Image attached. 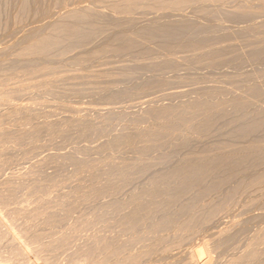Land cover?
<instances>
[{"label": "rangeland", "instance_id": "obj_1", "mask_svg": "<svg viewBox=\"0 0 264 264\" xmlns=\"http://www.w3.org/2000/svg\"><path fill=\"white\" fill-rule=\"evenodd\" d=\"M75 1L77 2V0H37V1L36 0H25V1L24 0H0V51H1L0 52V55H1V57H0V67H1V69H0V89L2 90V91L0 90V100H1L0 101L1 102V104H0V113H1L0 116H2V117H0L1 118L0 119V131H1L0 132V154H1L0 155V188L2 186L4 187L3 184L8 183V185H6V187L8 189H10V188H12V190L14 189L12 192L13 196H11L12 200L10 198L8 200L9 202L5 203L8 206L3 203L5 205V208H1V210L2 209L6 210L7 208L9 210L11 207H12L11 209L13 211L16 209H18V210L24 209L23 213L25 210L26 211L31 210L30 212L27 211L26 213H24V215L26 214L25 216L27 218V219L25 218V220H24V218H23L24 216L22 214L20 215V217H17V215H18V214H16L17 210H16V213H14L16 215V218H18V219L20 218V220L21 219L24 220L23 221L24 223L20 222V223H22L21 226H20L19 222H17L16 226H18V224H19L18 227H20L21 231L24 228H26L25 232H26V236H28V237L31 234H33V235L34 234H40L43 231V233L45 232L44 233L45 236L43 237L44 239L42 238V241L45 242L48 239L51 240V239H55L56 237H57L56 239H59L61 232H62L61 234L62 235L64 234L66 237H68L70 235V233H72L69 236L70 240L68 241V244H67V246L70 245L71 249L68 247L66 248V250L68 252L70 250L71 251L74 250L73 248H76L80 245L85 244L86 242L83 239H87V241H88L90 236L92 237V234L95 235L98 232V227H99L98 223H95V221L91 220L94 222V223L92 222L94 227L97 228V229H95L94 227L92 228V223L87 224V222L85 223L84 221L86 219H87L86 221H90V219H93L92 216L93 215L95 216V212H96L97 208L99 207V205L104 203L105 197L101 198V200H100V198H97V200L99 199L102 202L100 204L99 200L97 202V200L94 199V198H96V196L94 197L92 195V193H90V192H91V188L93 189L95 187V184L97 185L98 182H101L102 180L105 179L106 175H103L104 174L103 171H104L105 167H106V169H108L109 163L111 164V162L114 160L115 157L116 158L114 161H116V160L119 161V159H120V161L121 160L122 161L123 160L129 161V160H133L134 158L136 159V157L139 158L142 155H144L142 152H140L141 149L139 151V148H142L141 146L143 145V143L144 142L146 143V141H148L147 136H144V135L140 136L141 139L137 138V140L134 141V142H136V141L139 142V143H137V142L135 143V146L137 148L134 146V142L131 146H128L127 144L121 145V146H113L112 145L114 150L111 148V145H110L111 140L110 139H112V135L114 136V134H112V133L115 132V134H116V133L121 131L120 129L122 127L127 126V124L129 123V117L128 116H130V114L135 115L136 112L138 113L139 111H142V112L144 111L143 112V114H144L146 112V107L147 108L148 107L149 108L150 107H158V106H163L164 103H165L164 105H166L167 103L172 104V102H173V105L174 104L175 105H181L182 102L185 104V102L187 103L188 101H191V100H199V99H201V97L202 98L204 97V99L206 98L205 101H207V103L212 105V107H214V109L217 108V110H219V112H217V113L220 116L219 119H221V120L218 119L219 122L217 121L215 123V126L211 130L208 131V134H207V132H205L202 135H200V137L190 134V133H192L191 131L194 129L195 125H197V124L194 125V122L195 123L197 122L198 124H200L199 122H201L202 119H204V118L208 119V118L213 117V115H214L213 112L216 109L212 112L213 115L210 112L202 113L204 116L201 114L192 123V126L194 125V127H193V129H192V127L190 128V129H192L191 131L190 130L188 132L182 131V133L180 134L181 136L179 135L180 137H177L180 140L186 134H188L189 136L191 135V138H190L191 141H189L190 145L188 144L187 145L188 147L187 146L182 147V149L179 150L180 152L178 151V149L177 150L175 149V152H174L173 151L174 148L173 147L170 148L169 144L173 145V143L175 141L174 140L170 141L168 138L169 136L168 137L166 136L168 141L166 139H165V141L163 140L165 143L163 141H161L162 142V145H161L162 149H161V147H159L160 149L157 148L158 150L157 149L152 150L151 152H148L147 155H144V156H146V159L149 157L148 160L150 158H153L154 160H156L158 162L155 164L156 166H154L155 169L157 167V172H156V170H154V167H151L149 170H151V169H153V170L152 171L148 170L150 173L147 172V174L145 173L141 176L137 175L138 177L136 176L135 178L140 179V177H142L141 181L139 179H134L135 181H132V184H133V182H135V184H133L134 187L130 183V186L129 185L128 186L131 188V190H129L128 186H127L128 188L126 187L127 189L124 188V190H123L124 192L122 191V193L121 192L118 193V194H120V196H118V194H117V197H120L119 199H122L123 197L127 198L128 195L134 194V193H136V191L138 192V191L142 190L143 186H144V188L147 187L151 183L150 180L147 179L149 177V175L153 171H154L152 173L153 176L155 173L157 174L159 172H165V170H167L169 167L173 166L172 162H173V164L176 163V165H179L185 157H187L189 155L190 156L196 155L197 153H200L201 151L208 149V148L209 149L211 148V150H212V152L210 151L211 153H213L214 151L216 152L217 151L216 146H218V145L226 144V145H230L231 147L232 146L236 147V145L241 144V142H242V144L247 143L248 139H243V138L239 137L236 133H234L231 125H229L230 119H233L234 117L242 116V115L237 114V113L241 112L242 110H245V113H244V111L242 113H240L243 115L250 116V115H253V112L258 113L259 115L262 114L261 118H262V121L264 122V113H262V112H264V77H263L264 76V64H263L264 62H262L263 65L259 61L255 62V60H257L255 58V54L264 48V44H263L264 43V30L258 31L254 28H250L248 30L242 29L243 30L242 32H240V30H239L240 27H244V25H248L250 21L253 22L256 19L258 21L259 20L264 21V12H263L264 11V4H263L264 0H201V2L199 0L198 1L196 0V2H193L194 5L193 4H192V6L190 5L191 8L188 5L190 10L192 9L191 11H189L188 8H185L188 6H184V8L186 9V11H185V9L183 7L174 8L171 6H162V5L157 6L154 4H150L151 6L150 5L148 6L146 4L144 5V3H142L141 5H143V6H140V8L138 7L134 11L116 12L118 15L115 14V11L114 10L112 11V9H111L113 6L111 5L112 3L110 4L109 2H112V0L111 1L109 0V2H106V3H105V1H107V0H105V1L104 0H92V1L89 0L91 3L88 0H78V2L81 3V4L78 3L80 5V7H81V5L82 6L85 5L84 8H86L87 10L92 9L91 12H92V14L95 15V16L89 17L90 19H91V17H93L90 20L92 24H94L96 22L94 24L95 29L90 35L91 37L92 36L93 37L92 38L89 37L90 39L88 38L87 40H85L86 41L85 43H81L84 41H80L77 37H74V36L68 37L67 35H63L64 33L59 32L61 30H59L58 28H56L55 30L52 28V25L55 22H57V23L65 22V23L72 24V23H76L78 20H80L79 18L77 20L76 16L71 13V11L75 9L73 7H75L77 4ZM94 1H97V2L94 3ZM118 1L122 2L121 0H118ZM238 1H239V3H238ZM82 2L85 4H83ZM98 2H101V3H99V5H98ZM36 3H37V5H36ZM78 4L76 6V9H80V7H78L79 6ZM107 4H110V6H108ZM239 4L241 5L240 7H242V5L244 6L245 4H248L246 6L250 5V7L253 10L257 11L258 16L262 17L263 19L262 18L258 19L257 17L252 18V19L251 18H248V19L243 18L244 19V21H243L242 17H240V13H239L240 12ZM86 5H87V7H86ZM88 7H91V8H88ZM93 7H97L96 8L97 11ZM98 7H100V8H98ZM208 7H210V8H208ZM108 9H111V10L109 11ZM57 10H58V12H57ZM46 12L47 13L50 12L48 14V16H46ZM185 12H187L189 14H194L195 17L197 15V18H198V16H200V18H202V19L199 20V22H202V23L208 24V21H210V20H212L211 23L217 22L218 24L213 23L216 25H222V23H223L224 26L223 25L221 26L222 29H224L226 24L228 25V23H229V25L231 26L230 27L228 25L230 27V29H232V26H235L236 29H237V27H239L237 30L241 34L238 31H236V29L234 28V29H232L231 33L227 34L228 32H226V34L228 36L230 34H232L231 36L228 37V36H225L226 35L225 30L221 29L220 31H218V33H217V31L214 34L211 33L212 39L208 40L209 42L205 41L202 44L197 45V46H191V45L183 46L184 44L181 45L177 40H174V39H171V40L167 39L164 35L153 36L154 38L153 37L145 38L142 36L138 37L140 35L138 33V31L140 29H142L143 26L150 25V26L154 27L156 24L159 25V24L166 23V22L168 23L169 21L173 22L174 20L178 21L177 20L178 18L175 15L180 14V16H178V17H181L182 15H183V17H185V16H187L185 14ZM51 13H53V14L51 15ZM160 13H162V14L160 15ZM71 14H72V16H70ZM98 14L100 15V17ZM101 14H103V15L101 16ZM110 14H112L113 16H111ZM233 14H235V16ZM194 15L193 16L189 15V19H192L194 17ZM227 15H229V16L227 17ZM41 16L42 17L44 16V18H42ZM45 16H46V20H45ZM62 16L64 17L63 20L61 19V18H63ZM73 16H75V19L77 21L72 18ZM169 16H171V17L175 16L176 19H174V18L169 19L168 18ZM40 17L42 18L43 21L41 20ZM95 17H98L99 19L95 18ZM183 17H182V19L188 18V17H185V18H183ZM166 18L169 21H166L165 20ZM200 18H198V19H200ZM206 18H208L207 19L208 21L204 20ZM193 19L196 20V18H193ZM239 19H240V21H239ZM117 20H118V22H117ZM237 20L239 21V23L241 21L242 22L240 24H238ZM45 21H47L48 23L46 22L47 23L46 24ZM49 21L52 22L53 24L51 25ZM147 21H148V23H147ZM235 22L238 25H233ZM244 22L246 24H244ZM43 23L45 26L43 25ZM77 23L78 24L80 23L81 25H83L82 27H88L89 26V24L88 23L85 24V22L82 23V22L78 21ZM211 23H209V24H211ZM37 24L42 25V28L37 29V30L35 29L33 31L34 33H32V30L34 28H36V26H37V28H40V25L38 26ZM124 25H125V27H124ZM129 25H131V26H129ZM158 25H156V26H158ZM50 26H51V28H50ZM228 26H226L225 29L229 28ZM53 27H54V25H53ZM56 27H57V25H56ZM230 29H227V31H229ZM23 31H25V32H23ZM35 31H37V33ZM46 31H48V32H46ZM235 31L237 32V35L233 34ZM244 31H249V32L251 31V32L250 33L246 32V34H242ZM18 32H20V33L18 34ZM121 32H125V33L130 32L129 34H133L134 37L136 35V39L138 41H140V42H138V44L135 47H133V52L130 49L126 50L127 53L122 52L121 54L118 52L112 51V50H108L109 53L106 51L107 54H106V52L101 51V48L108 45V43L114 42L113 39L116 37V35L120 34ZM135 33H138L139 35L135 34ZM53 34H54V36H53ZM216 34L219 35V36H217V38L215 37ZM47 35H49V37L52 36V39L58 38L59 42H61L62 44H57V43H59V42H57L56 43L57 45L54 44L53 46L49 47L48 49L40 50L42 52H39L38 51L39 49H37V51L35 50V52L34 51L32 52V50L29 49L30 48L29 46L34 44V42L36 41V38L45 37ZM107 35H108V37H107ZM160 36H161V40H160ZM220 36H222L223 38H221ZM53 37H55V38H53ZM64 37H66L67 39ZM232 37H233V39H232ZM75 38H77V39H75ZM162 38L164 40H162ZM218 39H219V41H218ZM223 39H225V40H223ZM214 40L216 42H214ZM68 41H70V42H68ZM163 41H165V42L163 43ZM169 42H170V44H169ZM205 43H206V45H205ZM71 44H73V45H71ZM11 45H13V46H11ZM168 45L171 46V47H169L171 49H168ZM172 45H174V46H172ZM6 46L8 48H6ZM175 46H177V47H175ZM221 47H223V48H221ZM14 48H16V49H14ZM207 50H209V51H207ZM170 51H172V52H170ZM170 53H171V55H170ZM237 53H239V55ZM20 54H21V56H20ZM73 54L75 55V57ZM218 54L221 57H218L219 59L217 57H215V61L212 62L214 59V56H217ZM12 55H14V56H12ZM64 55H65V57H64ZM195 55H197V56H195ZM206 55H209L210 57L212 56L213 58L212 57L210 58L209 56H206ZM92 56H94V57H92ZM202 56H204V57H202ZM208 57H209L210 61L208 60ZM235 57L240 58V59L236 60ZM251 57H253V58H251ZM45 58H47V60ZM75 58H77V60ZM83 58H85V59H83ZM216 58H217V61H216ZM254 58H255V60H254ZM10 59H12L13 61H11ZM60 59H62V60H60ZM177 59H178V61H177ZM229 59H234V60L229 61ZM6 60H8V61H6ZM44 60H45V62H43ZM78 60H80V62ZM206 60L208 62H206ZM215 62H218L219 64H216ZM222 62H223V65H222ZM205 63H207V64H205ZM210 64H213V65H210ZM32 65H33V68H31ZM40 65H42L43 67L42 66L40 67ZM23 66L28 67V69L26 67H23ZM175 67H177V68H175ZM26 70L28 71V73ZM238 71L239 72L241 71V73H238ZM12 72H13V74H12ZM258 72H259V74H258ZM44 73H46V74H44ZM123 75H125V76H123ZM136 75H138V76H136ZM136 77L137 78L139 77V78L136 79ZM238 80H239V82H238ZM234 84H235V86H234ZM253 85L258 86L261 88V90H263V96L262 95L260 96L258 94V95H254V97H251V99L249 98L248 92H250V89H251L250 86L252 87ZM77 87H79V88L77 89ZM116 87H117V89H116ZM141 88H143V89H141ZM100 89H101V91H100ZM246 89H249V90L247 91ZM79 90H81V91H79ZM120 90H121V93L119 95ZM197 91L199 92V94ZM233 91H235V92L237 91L238 94H236ZM10 92L13 95H11ZM68 93H69V95H68ZM121 94H125V95H121ZM214 94H216V95H214ZM141 95H142V97H141ZM175 95H177L178 98ZM211 95H212V97L214 96L215 98L214 97L211 98ZM233 95H234V97H237L239 95L238 97H240L241 100H246L248 102L247 104L249 107L246 104L244 109L233 110L234 113L237 112L235 115H233L234 113L232 111L229 113H225V114L223 113L222 114L221 113V111L223 110L222 108L227 106V105L232 104L229 101L230 99H232V100L238 99V101H240L239 98H237V99L233 98ZM95 96H96V98H95ZM137 96H138V98H137ZM172 96L175 98H173ZM244 96H246L245 97L246 99L244 98ZM110 97L112 99H110ZM167 97H169L170 99ZM165 98H167L166 99L167 101H165ZM98 99H99V101H97ZM225 99H227L228 102ZM173 100L175 102L177 101V104ZM133 101L134 102L136 101V102L134 103ZM224 101H225V103H224ZM232 102L234 103V100ZM228 103H230V104H228ZM219 104L220 105L222 104L221 105L222 108L219 106L221 109L216 107ZM262 104H263V106L261 107ZM31 105L32 106L34 105V106L32 107ZM143 105L145 108L143 107ZM22 106H23V108H22ZM75 106H77V107H75ZM83 107H85V108H83ZM141 107H143V108H141ZM38 108L42 111H40ZM95 108H96V110H95ZM124 108H126V110ZM110 109H112V111L116 110V109H118V110L112 112ZM46 111H48V112H46ZM124 111H127L128 113L127 112L125 113ZM250 111H252V112H250ZM37 112H39V113H37ZM116 112H117V116H119L120 118L121 117L123 118V121L126 120L124 118V117H126L128 119L127 120L128 122H126V121L121 122V120L118 119V117H117V120L119 121V123L116 120H114V119H116ZM122 112H124L128 116L122 115V114H124ZM133 112H135V113H133ZM7 113H9V114H7ZM44 113H45V115H44ZM98 113H100V114H98ZM118 113H120V114H118ZM219 113H221L222 116ZM249 113H250V115H249ZM98 115H100V119H99ZM104 115L106 117H108V115H109V117L111 116V120L114 123V126L112 124V127H111L112 130H110V133H107V135L112 134L111 136H109L111 138H109V137H107V135L105 136L103 134L100 136L91 134V135H89L91 137L84 136V138L85 137H87V138L83 142L82 141L84 139V138H82L83 134H80V132L78 133L79 129H78V125H76V124H79L84 119H87L88 121H91V122L92 121L104 122L105 120L110 119L109 117H108L109 119L106 118ZM231 115H233V118ZM113 116H114V119H113ZM7 118H9V119H7ZM69 118H70V120L76 119L75 120L76 122L74 123V121H72V120L70 121ZM32 120L35 123H32ZM49 120H51V123H52L51 128L46 126L47 122L50 125ZM52 120H53V122H52ZM63 120H64V123H63ZM149 120H148V122H151V119H149ZM10 121H11V123H10ZM44 121H45V123H44ZM56 122L58 124L60 122V125H57ZM71 122H73V123H71ZM7 123H9V124H7ZM48 123H47V125H48ZM121 123H123V124H121ZM143 123L144 124H142V125H144V126H142L140 124L141 127H145L147 125L146 122H143ZM42 124H44L46 127ZM225 124H226V126L227 125H229V126L226 127ZM24 125H25V127H24ZM75 125H76L78 130H76V129L72 130V128H75ZM120 125H123V126H120ZM67 126H69V127H67ZM34 127H35V130L37 128H39L38 131H35ZM114 127H116V129H114ZM47 128H48V130H47ZM41 129H42V131H41ZM64 129H66V130L68 129L67 131L69 132V135H67L66 138H65L66 134L64 135V132H65ZM69 130L74 132V134L71 133V131H69ZM75 130L77 131V133L75 132ZM61 131H63L62 132L63 134H61ZM29 132H31V133H29ZM257 133L258 134H255V135H258V136L264 135V127L261 130H259V132H257ZM22 135H24V136H22ZM60 135H61V137H60ZM80 135H81V137H80ZM86 135H88V133H86ZM255 135H253V137L251 139L255 138L256 137ZM54 136H55V138H54ZM204 136H206L207 138ZM258 136L256 138H259ZM262 137H264V136H262ZM49 138H50V140H49ZM225 138H227L230 142ZM240 138H241V140H240ZM261 138H259V139H261ZM201 139H202V141H201ZM140 140H141V142H140ZM16 141H17V143H16ZM203 141L206 143H204ZM60 143H61V145H60ZM87 143H88V145H86ZM98 143H99V145H98ZM145 143H144V145H145ZM166 143H168V144L165 145ZM210 143H211V145H209ZM96 144H97V146H96ZM105 144H107V147ZM192 144L194 147L191 146ZM91 145H94V147L93 146L91 147ZM102 145H104V147L110 148V149H106V148L102 147ZM138 145H139V147H138ZM84 146H86L87 149H90V151L88 152ZM212 147H213V149H214V147L216 149L213 150ZM163 148H164V150H163ZM115 149L116 150L119 149V150L116 151ZM2 150H4V151H2ZM110 150H111V152H110ZM156 150H157V153H156ZM161 151H162V154H161ZM71 152H72V154H71L72 158H75V159L77 158L78 160L82 161L84 166L87 167L88 172L83 171L81 166L78 167V166H76L77 164H74V163L72 166L75 165L78 168H76L75 166L74 167L76 169L71 167L70 165L73 161H70L69 159H67L68 163H63L62 166L59 165L58 167L55 165V163L58 162L57 160L56 161L54 160L55 162L52 163L53 159H57L61 154H63V155H61L62 159L66 156L68 157V155L70 157L71 155L68 153H71ZM99 152H100V155H99ZM170 152H173V154L171 153L173 158L176 156L175 159H173L171 157V155L169 154ZM73 153H74V156L76 153L75 157H73ZM113 153H114V155H113ZM163 153L165 156L163 155ZM175 153H177L178 156ZM109 154H110V156H109ZM93 155H95V156H93ZM6 156H7V159H6ZM161 156H164L163 160L165 157L166 158L168 157V158H170V160L171 159H173V160L169 161L165 158L164 162L165 161L166 162H165V164H164V162L162 164V163H160L162 160ZM47 157L49 159V162H48ZM178 158H180L179 159L180 163L178 162L179 164L177 163ZM58 159H61V158H58ZM153 159H151V160H153ZM108 160H110V161H108ZM174 160L176 162H174ZM102 161H105V162H102ZM84 162L87 164H85ZM91 163H95L96 165L95 164L91 165ZM64 164L65 165L70 164L69 165V171H68V167H67L68 165L65 166ZM54 165L57 168L54 167ZM176 165H174V166H176ZM37 166H38V168H37ZM63 166L67 167V170ZM80 167H81V170H80ZM97 167H98V169H97ZM102 167H104L103 170L99 171V170H101L100 168H102ZM262 167H263V165L261 166V168ZM39 168H40V170H39ZM73 169L75 171H73ZM77 169H79V170H77ZM43 171L44 172L46 171L47 173L46 172L44 173ZM49 171H51L50 172L51 174L48 173ZM66 171H68V173ZM78 172H79L80 176L78 175ZM101 173H103V174H101ZM86 174H87V176H86ZM12 175H13V177H12ZM54 175H56L57 177ZM60 175H61V177H60ZM102 176H104V177H102ZM24 177H26V178H24ZM145 177H147V178H145ZM3 178H4V180H3ZM5 179H7V180H5ZM10 179H12V180H10ZM58 179H59V181H58ZM75 179H78V180H75ZM149 179H152V178L149 177ZM2 180H3V182H2ZM138 180L141 183L137 182ZM61 182H62V184H61ZM142 182L146 183L147 185L145 186L144 183H142ZM137 183H139V185ZM19 185H20V187H19ZM135 186L138 187V189ZM6 187H4L5 191H6ZM125 189H126V192H128V193L125 192ZM135 189H136V191H135ZM5 191H3V193H5ZM10 191H6V192L8 193ZM85 192H86V194H85ZM125 193H126V196H125ZM251 193H253V192H251ZM251 193H249V194H251ZM80 196H81V198H79ZM91 196H93V197L91 198ZM249 196L251 197L252 195H249ZM253 196H255V192H254ZM246 197H247V195L243 196V197L241 196L242 200L239 199L241 204L242 203L245 204L244 202H246L250 199V198H248V200H247ZM108 198H105V199H108ZM244 199H246V200L244 201ZM12 201H13V203H12ZM77 201L81 202V203H78ZM62 202H66L69 204L73 203L74 207H75V209H74L75 211L72 210V212H70V214H69L70 216H68V219L67 218H59V220H58L56 218L57 221L53 220L54 222L57 223V224H55L57 226H55L54 222H51V221H49L50 223L48 224V221H47L48 218L51 219V218H54L55 216L57 217V213L59 216H61V214L65 213V210H64L65 207H63V206H65V204H63ZM240 202L238 204V206L240 205L239 206L240 208L239 207H238L239 209H236L237 207L235 208V210H238L236 212L239 213L240 210H244V211H242V212H244L242 214L246 215L245 212L247 213V212L252 210L249 213H253V215H254L253 220H252L253 216H251L250 214L249 215L251 217L249 216L247 218V217L243 216V218H247V219L250 218V220H252V224H254L253 221L257 222V223L259 221H261V222H263L262 224L264 225V219H263L264 214H263V212H261L262 211L261 208L258 209V206H255L254 211H253V209L246 211L245 206L247 203L245 205L242 204L245 207V209H243V206L240 204ZM59 203L63 204V206L61 204L58 205ZM47 204H49V205H47ZM80 204H82V205H80ZM50 206H51V209H50ZM54 206H55V209H54ZM236 206H237V204H236ZM0 207H2L1 203H0ZM38 207L41 209H39ZM52 207H53V211H52ZM8 210H6V212H8L10 214V212ZM39 210H40V212L41 211L42 212L41 213L38 212ZM54 210H55V213H53ZM56 210H57V213H56ZM62 210H63V212H61ZM235 210H233V211L235 212ZM93 211H95V212H93ZM258 211H259V213H258ZM28 212L30 213L29 217L31 219L29 221H26L29 219L28 215H27ZM231 213H230L231 216H232V214H235V213H232V214ZM238 213H236V214H238ZM14 214H10L9 217H7L8 214L6 213L5 219L11 220L12 218L15 217ZM240 214H241V212L238 214V216H240ZM257 214L258 215L261 214V215L258 216ZM3 215H4V211H2V216ZM226 215H228V214H226ZM230 215H229L230 219H228V216H226L227 218L224 217L225 219H223V220L225 222H227L226 221L227 219L231 220ZM88 216H89V218H88ZM235 216H234V218H235ZM255 216L256 217L262 216V218L261 219L259 218L256 220ZM3 217H5V216H3ZM45 217H47V218H45ZM82 217H84V218H82ZM220 217H222V215ZM240 217H241L240 219L239 218L237 219V216H236L235 220H237V221L243 220L242 216H240ZM16 218H14V220L20 221ZM32 219H34V220H32ZM44 219H45V221H44ZM61 219H63V220H61ZM78 219H80L81 221ZM70 220H72V222ZM76 220H78V222ZM220 220L218 219L219 223L215 222L214 226L217 225L216 223H218V225H219L220 222H222V219H220ZM244 220H246V219H244ZM59 221H60V224L58 223ZM74 221L76 223H74ZM26 222H29V224ZM44 222H45V224H44ZM80 222H81V224H80ZM83 223H84V226H83ZM257 223L254 224L256 229H258L260 226V224H259L260 222L258 224ZM23 224L24 225L27 224L28 226H30V224H31V226L28 228L27 225H26L27 227H25ZM51 224H52V228L50 227ZM79 224L82 226H80ZM96 224H98V226ZM85 225H86V228H85ZM254 225L250 224V226H252L253 228H250V226H249L250 229H247L243 235L248 234L250 236L252 234L251 233L252 230H253L252 231L253 233L256 232ZM42 226H44V227H42ZM56 228H57V230H56ZM88 228L89 229L91 228L90 231L88 230ZM215 228H216V230H215ZM215 228L213 226H211L209 228V230H207V231L203 229V231H206V233H207L205 235L203 234V233H205L203 231H202L203 233L201 231L197 232L198 234L195 233L194 234L195 237L193 236L194 238L193 237L190 238L188 240V242H186V244L183 245L184 248H187V249L191 248L192 247L191 243H194L193 247L196 244L195 247L197 246V248H199V247L201 248L203 246V244L201 245V243H200L201 241L203 243L204 240L207 239V236H210V235H212V237H214L213 234H208V233L216 232L219 229L218 227H215ZM73 229H74V231H73ZM92 229H94L95 231ZM16 230H17V228L15 229V231ZM60 230H62V231H60ZM79 230H80V232H82L81 230H85L83 232L84 234L80 233ZM91 230L93 231V233L91 232ZM248 230H250V232ZM46 231H48L47 233L49 235H51L52 232L54 231L53 232L54 236L51 235L50 237H52V238L50 239V237L48 235H46L47 234ZM76 231H77V234L75 233ZM87 231H88V233H87ZM208 231H210V232H208ZM18 232H20V231H18ZM199 233H201V234L199 235ZM66 234L67 235L69 234V235L67 236ZM81 234H83V235H81ZM196 234H197V236H196ZM62 235L60 237H62ZM78 235H79V237L82 236L83 238H79ZM203 235H204V238L206 237V239H204V240H203ZM47 236L49 238H47ZM249 236H246L245 241H247V238ZM25 237H23L22 239H25ZM69 237H68V239H69ZM72 237H73V241H75L74 244L71 241ZM210 237L208 239H212ZM8 239H9V237H7V239H4V240H6V241H4V245L8 244V242H9ZM241 239H243V240H239V241L244 242L245 238H241ZM197 240H199V241H197ZM70 241L72 242V244H69ZM76 241H77V243H76ZM83 241L85 243H83ZM242 242H240L241 243L240 246L243 247L246 244H244V243L242 244ZM198 243L200 246H198ZM71 245H73V248ZM237 245H239L238 242H237ZM186 246H188V247H186ZM180 250H182V247L180 248ZM185 250L186 249H184L182 251H185ZM232 251H230V252L233 253ZM64 252H65V250H64ZM95 255H97V254H94L93 255L94 257L91 258L92 259L91 261L94 260L93 264H97L96 262L99 261V255H97V257ZM66 256L67 255L65 253L63 255L61 254L60 261L64 258L63 259L64 262L63 261H61V262L65 263L66 262L65 260L68 258V256H67V258L65 259Z\"/></svg>", "mask_w": 264, "mask_h": 264}, {"label": "bare ground", "instance_id": "obj_2", "mask_svg": "<svg viewBox=\"0 0 264 264\" xmlns=\"http://www.w3.org/2000/svg\"><path fill=\"white\" fill-rule=\"evenodd\" d=\"M25 1V0H24ZM37 1V0H36ZM89 1V0H88ZM92 1V0H90ZM89 1V2H90ZM105 1V0H104ZM111 1V0H110ZM122 2L118 1V0H112V2H109V0L105 1L109 2L113 7L111 8L112 11H115V14H117L116 12H125V11H134L135 9H137L138 7L140 8V6L142 3H144V5H150V4H154L157 6H171L174 8H178V7H183L184 6H192L193 2H196V0H121ZM198 1V0H197ZM201 2V0H199ZM76 2V1H75ZM97 1H94V3ZM152 2V3H151ZM206 2V1H205ZM210 2V1H209ZM219 2V1H218ZM235 2V1H234ZM243 2V1H242ZM77 4L79 3L78 0L76 2ZM83 3V2H82ZM91 3V2H90ZM89 3V4H90ZM101 2H98V5ZM217 3V2H216ZM239 3V1H238ZM259 3V2H258ZM76 4V6H77ZM81 4V3H79ZM78 4V5H79ZM85 4V3H83ZM97 4V3H96ZM104 4V3H103ZM110 4H107L108 6H110ZM201 4V3H200ZM214 4V3H213ZM235 4V3H234ZM241 4V3H240ZM239 4V7L241 6ZM244 4V3H243ZM252 4V3H251ZM261 4V3H260ZM264 4V3H263ZM37 5V3H36ZM73 5V4H72ZM91 5V4H90ZM194 5V4H193ZM248 4H245L244 6L242 5V7H240V17H242V20L244 21V19H248V18H255L257 17L258 19L262 18L258 16L257 11L253 10L250 5L246 6ZM76 6L73 7L75 8L74 10L71 11V13L73 15L76 16V19L78 20V18L80 20V22L84 23H88L89 26L88 27H82L83 25H81L80 23L78 24L77 20L75 19V16H73L72 18L74 20H76V23H65V22H55L54 24L52 22H50V24L52 25V28L55 30L56 28H58L59 32H63V35H67L68 37H77L80 41H84L81 43H85L89 37H91V33L94 31L95 29V23L92 24L91 23V19L93 17H91V19L89 18L90 16H95L94 14H92L91 10H87L86 8H84L85 5H80L78 7H80V9H76ZM92 6V5H91ZM94 6V5H93ZM151 6V5H150ZM188 8L189 11L190 8ZM22 7V6H21ZM87 7V5H86ZM154 7V6H153ZM36 8V7H35ZM45 8V7H44ZM91 8V7H88ZM96 8L97 7H93ZM100 8V7H98ZM182 8V9H183ZM184 8V9H185ZM210 8V7H208ZM212 8V7H211ZM111 9H108L109 11ZM181 9V10H182ZM183 9V10H184ZM103 10V9H102ZM212 10V9H211ZM97 11V10H96ZM186 11V9H185ZM188 11V10H187ZM208 11V10H207ZM44 12V11H43ZM58 12V10H57ZM264 12V11H263ZM50 12H46V16H48ZM54 13V12H53ZM51 13V15L53 14ZM67 13V12H66ZM181 13V12H180ZM70 14V13H69ZM68 14V15H69ZM72 14L70 16H72ZM162 13H160L161 15ZM170 14V13H169ZM185 14L188 17L187 19H182L183 15L181 17L180 14L175 15L178 19V21H169L167 20V18L165 19L166 21H169L168 23H162V24H156L158 26H143L142 29H140L138 31V34L142 37L145 38H150L153 36H157V35H164L167 39H174L177 40L181 45L185 46V45H191V46H197L202 44L203 42L212 39V35L211 33H215L217 31H220L222 29V25H216L213 23H217V22H212V20L208 21L207 23H202L199 22V20H201L202 18H200V16L197 15L195 17L194 14H189L187 12H185ZM193 16V19H189V15ZM196 14V13H195ZM225 14V13H224ZM223 14V15H224ZM99 15V14H98ZM103 14H101L102 16ZM111 16H113L112 14H110ZM118 15V14H117ZM171 15V14H170ZM200 15V14H199ZM211 15V14H210ZM235 16V14H233ZM46 16H45V20H46ZM69 16V17H70ZM115 16V15H114ZM175 16H169L168 18H174L176 19ZM217 16V15H216ZM229 15H227L228 17ZM39 17V16H38ZM42 17V16H41ZM40 17V18H41ZM54 17V16H53ZM63 17V16H62ZM100 17V15H99ZM106 17V16H105ZM183 17V18H185ZM215 17V16H214ZM226 17V16H225ZM44 18V16L42 17ZM41 18V20H42ZM61 18V17H60ZM98 18V17H95ZM104 18V17H103ZM124 18V17H123ZM160 18V17H159ZM164 18V17H163ZM180 18V19H179ZM221 18V17H220ZM223 18V17H222ZM244 18V19H243ZM62 20L64 19L61 18ZM99 19V18H98ZM101 19V18H100ZM111 19V18H110ZM119 19V18H118ZM219 19V18H218ZM237 19V18H236ZM263 19V18H262ZM122 20V19H121ZM145 20V19H144ZM164 20V19H163ZM172 20V19H171ZM43 21V20H42ZM101 21V20H100ZM124 21V20H123ZM130 21V20H129ZM162 21V20H161ZM221 21V20H220ZM234 21V20H233ZM238 21V20H237ZM236 21V22H237ZM240 21V19H239ZM239 21L237 22L238 24ZM249 21V20H248ZM47 21H45L46 23ZM114 22V21H113ZM118 22V20H117ZM141 22V21H140ZM144 22V21H143ZM142 22V23H143ZM163 22V21H162ZM165 22V21H164ZM235 22V23H236ZM48 23V22H47ZM46 23V24H47ZM57 23V24H56ZM98 23V22H97ZM116 23V22H115ZM148 23V21H147ZM211 23V24H209ZM221 23V22H220ZM233 25H238L237 23ZM41 24V23H40ZM39 24V25H40ZM49 24V25H50ZM218 24V23H217ZM225 24V23H224ZM244 24H246L244 22ZM248 24V23H247ZM38 25V24H37ZM38 25V26H39ZM44 25V23H43ZM57 25V27H56ZM99 25V24H98ZM102 25V24H101ZM115 25V24H114ZM229 25V23H228ZM226 24V26H228ZM232 25V24H231ZM45 26V25H44ZM43 26V27H44ZM97 26V25H96ZM118 26V25H117ZM131 26V25H129ZM224 26V25H223ZM225 26V28H226ZM230 26V25H229ZM228 26V27H229ZM125 27V25H124ZM127 27V26H126ZM142 27V26H141ZM231 27V26H230ZM227 28V29H230ZM42 25H40V28H32V33H34L33 31L36 29H41ZM51 28V26H50ZM106 28V27H105ZM130 28V27H129ZM222 29L225 30V34L226 32H228L227 34L231 33L232 29L235 28V26H232V29H230L229 31H227V29ZM239 27H237L238 29ZM250 28H254L258 31H263L264 30V21L263 20H255L253 22H249L248 25H244V27H240L239 30L240 32H242L243 30H248ZM57 29V30H58ZM236 29V28H235ZM236 29V31H238ZM243 29V30H242ZM19 30V29H18ZM30 30V29H29ZM53 30V31H54ZM115 30V29H114ZM120 30V29H119ZM133 30V29H132ZM232 32L233 34L237 35V32ZM25 32V31H23ZM37 33V31H35ZM48 32V31H46ZM97 32V31H96ZM126 32V31H125ZM125 32H121L120 34L116 35V37L113 39L114 42H110L108 43V45L104 46L103 48H101V51L104 52H108V50H112L118 53H122V52H126V50L130 49L133 52V47H135L138 42L136 39V35L134 37L133 34H129V33H125ZM239 32V31H238ZM239 32V33H240ZM246 32L249 31H244L242 34H246ZM251 32V31H250ZM249 32V33H250ZM20 32H18L19 34ZM54 33V32H53ZM56 34V33H55ZM62 34V33H61ZM60 34V35H61ZM225 36H228V35ZM241 34V33H240ZM232 34H230L229 36H231ZM17 36V35H16ZM54 36V34H53ZM217 36L219 35H215V37L217 38ZM228 36V37H229ZM57 37V36H56ZM93 37V36H92ZM91 37V38H92ZM108 37V35H107ZM221 38H223L222 36H220ZM219 37V38H220ZM255 37V36H254ZM55 38V37H53ZM66 38V37H64ZM75 38V39H77ZM154 38V37H153ZM215 38V39H216ZM220 38V39H221ZM52 39V36L49 37V35L45 36V37H39L36 38V41L34 42L33 45L29 46L30 50H32V52L35 50L37 51V49H39V52H42L40 50H44V49H48L49 47L53 46L54 44H62L61 42H59V39ZM67 39V38H66ZM90 39V38H89ZM233 39V37H232ZM78 40V41H79ZM160 40H161V36H160ZM162 40H164L162 38ZM225 40V39H223ZM13 41V40H12ZM20 41V40H19ZM25 41V40H24ZM77 41V40H76ZM219 41V39H218ZM17 42V41H16ZM27 42V41H26ZM59 42V43H57ZM70 42V41H68ZM165 41H163L164 43ZM206 42V43H207ZM214 42H216L214 40ZM15 43V42H14ZM57 43V44H56ZM205 43V45H206ZM261 43V42H260ZM167 44V43H166ZM170 44V42H169ZM214 44V43H213ZM264 44V43H263ZM14 45V44H13ZM11 45V46H13ZM17 45V44H16ZM21 45V44H20ZM73 45V44H71ZM145 45V44H144ZM63 46V45H62ZM61 46V47H62ZM166 46V45H165ZM174 46V45H172ZM257 46V45H256ZM255 46V47H256ZM10 47V46H9ZM15 47V46H14ZM58 47V46H57ZM71 47V46H70ZM171 47L170 45H168V49ZM177 47V46H175ZM214 47V46H213ZM242 47V46H241ZM250 47V46H249ZM254 47V48H255ZM6 48H8L6 46ZM195 48V47H194ZM216 48V47H215ZM214 48V49H215ZM223 48V47H221ZM3 49V48H2ZM16 49V48H14ZM13 49V50H14ZM70 49V48H69ZM196 49V48H195ZM230 49V48H229ZM3 51V50H2ZM176 51V50H175ZM179 51V50H178ZM198 51V50H197ZM209 51V50H207ZM224 51V50H223ZM1 52V51H0ZM44 52V51H43ZM106 52V54H107ZM153 52V51H152ZM168 52V51H167ZM172 52V51H170ZM241 52V51H240ZM15 53V52H14ZM109 53V52H108ZM198 53V52H197ZM227 53V52H226ZM4 54V53H3ZM12 54V53H11ZM10 54V55H11ZM58 54V53H57ZM124 54V53H123ZM151 54V53H150ZM149 54V55H150ZM154 54V53H153ZM152 54V55H153ZM177 54V53H176ZM184 54V53H183ZM239 55V53H237ZM40 55V54H39ZM45 55V54H44ZM74 55V54H73ZM171 55V53H170ZM199 55V54H198ZM228 55V54H227ZM241 55V54H240ZM14 56V55H12ZM21 56V54H20ZM29 56V55H28ZM41 56V55H40ZM48 56V55H47ZM46 56V57H47ZM95 56V55H94ZM92 56V57H94ZM123 56V55H122ZM125 56V55H124ZM133 56V55H132ZM197 56V55H195ZM201 56V55H200ZM209 56V55H206ZM223 56V55H222ZM1 57V55H0ZM65 57V55H64ZM75 57V55H74ZM152 57V56H151ZM155 57V56H154ZM153 57V58H154ZM184 57V56H183ZM186 57V56H185ZM204 57V56H202ZM210 57V56H209ZM208 57V60H209ZM212 57V56H211ZM210 57V58H211ZM215 57H221L219 54L217 56H214V59L212 62L215 61ZM19 58V57H18ZM24 58V57H23ZM39 58V57H38ZM175 58V57H174ZM181 58V57H180ZM194 58V57H193ZM198 58V57H197ZM200 58V57H199ZM213 58V57H212ZM216 58V61H217ZM230 58V57H229ZM236 58V57H235ZM253 58V57H251ZM255 58L257 60H255ZM255 62L259 61L261 64L262 62H264V48L261 49L260 51H258L255 54ZM26 59V58H25ZM44 59V58H43ZM47 60V58H45ZM77 60V58H75ZM80 59V58H79ZM85 59V58H83ZM90 59V58H89ZM195 59V58H194ZM219 59V58H218ZM226 59V58H225ZM240 58H236V60H238ZM11 61H13L12 59H10ZM9 60V61H10ZM62 60V59H60ZM168 60V59H167ZM173 60V59H172ZM233 61L234 59H229V61ZM3 61V60H2ZM8 61V60H6ZM29 61V60H28ZM34 61V60H33ZM67 61V60H66ZM80 62V60H78ZM170 61V60H169ZM178 61V59H177ZM181 61V60H180ZM210 61V60H209ZM45 62V60L43 61ZM204 62V61H203ZM206 62H208L206 60ZM211 62V63H212ZM235 62V61H234ZM3 63V62H2ZM26 63V62H25ZM33 63V62H32ZM50 63V62H49ZM74 63V62H73ZM129 63V62H128ZM133 63V62H132ZM168 63V62H167ZM172 63V62H171ZM182 63V62H181ZM216 64H219L218 62H215ZM221 63V62H220ZM232 63V62H231ZM254 63V62H253ZM4 64V63H3ZM22 64V63H21ZM27 64V63H26ZM37 64V63H36ZM127 64V63H126ZM207 64V63H205ZM264 64V63H263ZM262 64V65H263ZM24 65V64H23ZM128 65V64H127ZM179 65V64H178ZM213 65V64H210ZM223 65V62H222ZM4 66V65H3ZM42 65H40L41 67ZM50 66V65H49ZM130 66V65H129ZM173 66V65H172ZM225 66V65H224ZM239 66V65H238ZM243 66V65H242ZM10 67V66H9ZM8 67V68H9ZM19 67V66H18ZM26 67V66H23ZM30 67V66H29ZM37 67V66H36ZM43 67V66H42ZM52 67V66H51ZM136 67V66H135ZM184 67V66H183ZM236 67V66H235ZM234 67V68H235ZM247 67V66H246ZM249 67V66H248ZM28 69V67H26ZM31 68H33V65L31 66ZM46 68V67H45ZM49 68V67H48ZM177 68V67H175ZM222 68V67H221ZM220 68V69H221ZM233 68V67H232ZM1 69V67H0ZM226 69V68H225ZM224 69V70H225ZM3 70V69H2ZM107 70V69H106ZM112 70V69H111ZM165 70V69H164ZM181 70V69H180ZM223 70V71H224ZM227 70V69H226ZM225 70V71H226ZM230 70V69H229ZM238 70V69H237ZM236 70V71H237ZM240 70V69H239ZM27 71V70H26ZM109 71V70H108ZM167 71V70H166ZM10 72V71H9ZM24 72V71H23ZM54 72V71H53ZM106 72V71H105ZM228 72V71H227ZM255 72V71H254ZM253 72V73H254ZM16 73V72H15ZM18 73V72H17ZM28 73V71H27ZM50 73V72H49ZM74 73V72H73ZM72 73V74H73ZM152 73V72H151ZM226 73V72H225ZM238 73H241V71ZM250 73V72H249ZM257 73V72H256ZM3 74V73H2ZM13 74V72H12ZM30 74V73H29ZM46 74V73H44ZM127 74V73H126ZM139 74V73H138ZM144 74V73H143ZM227 74V73H226ZM259 74V72H258ZM17 75V74H16ZM96 75V74H95ZM142 75V74H141ZM223 75V74H222ZM254 75V74H253ZM252 75V76H253ZM20 76V75H19ZM125 76V75H123ZM138 76V75H136ZM144 76V75H143ZM8 77V76H7ZM84 77V76H83ZM107 77V76H106ZM168 77V76H167ZM264 77V76H263ZM139 78V77H138ZM136 77V79H138ZM172 78V77H171ZM241 78V77H240ZM13 79V78H12ZM135 79V78H134ZM156 79V78H155ZM19 81V80H18ZM21 81V80H20ZM82 81V80H81ZM135 81V80H134ZM141 81V80H140ZM139 81V82H140ZM151 81V80H150ZM158 81V80H157ZM22 82V81H21ZM128 82V81H127ZM136 82V81H135ZM152 82V81H151ZM239 82V80H238ZM76 83V82H75ZM78 83V82H77ZM86 83V82H85ZM234 83V82H233ZM84 84V83H83ZM143 84V83H142ZM89 85V84H88ZM87 85V86H88ZM152 85V84H151ZM240 85V84H239ZM130 86V85H129ZM132 86V85H131ZM146 86V85H145ZM235 86V84H234ZM233 86V87H234ZM101 87V86H100ZM106 87V86H105ZM79 87H77L78 89ZM134 88V87H133ZM209 88V87H208ZM250 92H248L249 94V98L251 99V97H254V95H262L263 96V90H261L260 87L253 85L252 87L250 86ZM99 89V88H98ZM102 89V88H101ZM100 89V91H101ZM117 89V87H116ZM126 89V88H125ZM143 89V88H141ZM1 90V89H0ZM87 90V89H86ZM89 90V89H88ZM91 90V89H90ZM103 90V89H102ZM108 90V89H107ZM188 90V89H187ZM197 90V89H196ZM243 90V89H242ZM247 91L249 89H246ZM2 91V90H1ZM4 91V90H3ZM10 91V90H9ZM14 91V90H13ZM74 91V90H73ZM81 91V90H79ZM78 91V92H79ZM92 91V90H91ZM97 91V90H96ZM157 91V90H156ZM181 91V90H180ZM229 91V90H228ZM246 91V92H247ZM6 92V91H5ZM4 92V93H5ZM12 92V91H11ZM10 92V93H11ZM71 92V91H70ZM83 92V91H82ZM198 92V91H197ZM196 92V93H197ZM235 92V91H233ZM245 92V91H244ZM8 93V92H7ZM62 93V92H61ZM65 93V92H64ZM93 93V92H92ZM121 93V90L119 92V95ZM201 93V92H200ZM207 93V92H206ZM224 93V92H223ZM236 94L237 91L235 92ZM242 93V92H241ZM76 94V93H75ZM199 94V92H198ZM7 95V94H6ZM11 95H13L11 93ZM53 95V94H52ZM59 95V94H58ZM69 95V93H68ZM85 95V94H84ZM121 95H125V94H121ZM216 95V94H214ZM9 96V95H8ZM74 96V95H73ZM106 96V95H105ZM132 96V95H131ZM158 96V95H157ZM177 96V95H175ZM239 96V95H238ZM234 97L233 98H239L240 101L234 100V103L232 102V99H228L230 101V103H232L231 105H227L225 107H221V105H217L216 107L218 108H222L223 110L221 111V113L225 114V113H229V112H233V110L235 109H244V107L246 106V104L248 103L246 100H241L240 97ZM247 96V95H246ZM244 96V98L246 97ZM63 97V96H62ZM81 97V96H80ZM83 97V96H82ZM142 97V95H141ZM173 97V96H172ZM171 97V98H172ZM185 97V96H184ZM214 97V96H213ZM211 95V98H213ZM256 97V96H255ZM61 98V97H60ZM85 98V97H84ZM87 98V97H86ZM96 98V96H95ZM101 98V97H100ZM138 98V96H137ZM150 98V97H149ZM169 98V97H167ZM165 98V101H167ZM175 98V97H173ZM178 98V96H177ZM191 98V97H190ZM215 98V97H214ZM261 98V97H260ZM110 99H112L110 97ZM170 99V98H169ZM184 99V98H183ZM202 99V100H201ZM199 100H191L188 101L187 103L185 102V104L182 102L181 105H173L171 103H167L166 105L163 104V106H158V107H146V112L143 114L142 111H139L138 113L136 112L135 115H131L128 116L127 114H125L127 111H124L122 113V115L124 116H128L129 117V123L127 124V126L122 127L120 130V132L116 133H112L114 134V136L112 134H108L110 133L112 124L114 126V123L111 120V116L105 117L108 118L109 120H105L104 122H98V121H88L87 119L82 120V122H80L78 125V129L75 125V128L78 130V133L80 132V134H83L84 136L87 137H91L89 135H107V137L112 135V139L111 140V148L113 149V146H121V145H128L131 146L133 144V142L135 140H137V138H140L141 135L147 136V140L145 145L143 143V145L141 146L142 148H139V151L141 149L140 152H142L144 155H147L148 152H151L152 150H155L159 147H161L162 149V142L161 141H165V139L167 140L166 136L169 138V140H174L172 143L173 145L170 146L173 147V151L175 152V149L178 151L180 149H182V147L187 146L188 144L190 145L189 141H191V135L189 136L188 134H186L183 138H181L180 140L177 137H180L182 131H186L188 132L189 130L191 131L194 127V129L191 131L192 135H196L198 137H200V135H202L203 133L207 132L211 130L214 126L215 123L218 121V119L220 118V116L218 115L217 112H219V110H217V108L214 109V107H212V105H210L209 103H207L206 98L204 99V97ZM204 99V100H203ZM246 99V98H245ZM257 99V98H256ZM12 100V99H11ZM177 100V99H176ZM186 100V99H185ZM190 100V99H189ZM227 101V99H225ZM232 100V101H231ZM1 101V100H0ZM95 101V100H94ZM99 101V99L97 100ZM101 101V100H100ZM140 101V100H139ZM174 101V100H173ZM187 101V100H186ZM103 102V101H102ZM134 102V101H133ZM132 102V103H133ZM136 102V101H135ZM134 102V103H135ZM175 102V101H174ZM228 102V101H227ZM23 103V102H22ZM62 103V102H61ZM138 103V102H137ZM136 103V104H137ZM142 103V102H141ZM177 104V101L175 102ZM225 103V101H224ZM228 103V104H230ZM1 104V102H0ZM63 105V104H62ZM101 105V104H100ZM120 105V104H119ZM132 105V104H131ZM225 105V104H224ZM8 106V105H7ZM32 106V105H31ZM34 106V105H33ZM32 106V107H33ZM64 106V105H63ZM102 106V105H101ZM111 106V105H110ZM133 106V105H132ZM140 106V105H139ZM146 106V105H145ZM214 106V105H213ZM220 106V107H219ZM248 106V104H247ZM263 106V104L261 105V107ZM15 107V106H14ZM20 107V106H19ZM77 107V106H75ZM95 107V106H94ZM129 107V106H128ZM134 107V106H133ZM144 107V105H143ZM141 107V108H143ZM249 107V106H248ZM5 108V107H4ZM16 108V107H15ZM23 108V106H22ZM85 108V107H83ZM108 108V107H107ZM145 108V107H144ZM220 108V109H221ZM20 109V108H19ZM39 109V108H38ZM126 110V108H124ZM133 109V108H132ZM250 109V108H249ZM40 110V109H39ZM96 110V108H95ZM112 111V109H110ZM118 110V109H116ZM113 110V111H116ZM134 110V109H133ZM215 110V111H214ZM251 110V109H250ZM30 111V110H29ZM42 111V110H40ZM39 111V112H40ZM112 111V112H113ZM129 111V110H128ZM214 111V112H213ZM245 110H242L241 112L237 113L235 112L233 115H235L236 113L239 115H242L240 117H234L233 115L232 118L229 121V125H231L234 133H236L239 137L243 138V139H248L247 143L239 144L236 145V147L234 146H230V145H226V144H222V145H218L216 146V148L212 147L213 150H217L216 152L214 151L213 153L211 148L209 149H205L203 151H201L200 153H197L196 155L193 156H187L183 159V161L180 163L178 158L177 163L179 165H176V163L173 164L172 162V167H167L168 169L165 170V172H159V173H155L154 176L152 175V172L149 177L152 179H149V177H145L148 180H150V184L140 191H136V193L134 194H130L128 195L127 198H122L119 199L120 197H117L118 193H122V191L124 190V188H126L128 185L130 186V183L132 184V181H135L134 179H139V178H135L137 175L141 176L143 174H147V172L152 171L153 169L149 170L151 167L156 166L155 164L158 163L156 160H154L153 158H150L148 160V158L146 159V156L142 155L141 157L136 159L134 158L133 160H129V161H119L114 160L111 162V164L109 163V167L108 169H104V174L106 175L105 179L102 180L101 182H98V184H95V187L92 189L91 188V192L92 195L96 198H108L105 199L104 198V203H102L100 201L99 207L97 208L96 212H95V216L90 219V221H86L85 219V223L87 222V224H91L93 221H95V223L99 224L98 227V232L93 235V231L94 229L91 230V234L92 237L90 236V238L88 239H83L85 240V242L83 241V245H80L76 248H72L74 250H70L69 252L66 250V248H70V245L67 246L68 241L70 240V235L72 233H70V235L66 237L64 234L62 235L60 233V236L62 235V237L59 236V239H51L52 237H50L51 235H53V232L51 235H49L46 231V235H48L50 237L51 240H47V241H42V238L45 236V232L40 233V234H31L29 237L26 236V228H24L22 231L20 230L19 224L17 225V222H23L26 218V214L24 215V213H26L27 211H31V210H25L23 213L24 209H16V210H11L8 208L6 210H8L10 212V214H18L17 217H20V215L22 214L24 217V220L20 218H16V215L14 214V218L20 220H14V218H12L11 220H7L6 218V213L8 214L7 217H9V213L6 212V210L1 208H5V203H8L9 199L11 198L12 195V188L8 189L6 187L7 184H3L4 187H6V191H10V192H6L5 188L1 187L0 190L5 191V193H3V191H0V203L1 206L0 207V264H93V261H91L92 257H94V254L99 255V261H97V264H264V225L262 224L263 222L259 221L258 223L260 224L259 228L256 229L255 227V223L252 224V220L254 218L253 213H249L251 212L253 209L254 211V207L258 206V209L261 208L264 214V135H255L258 134L257 132H259V130H261L264 127V122L262 121L261 115H259L258 113H254L253 115H243L240 114ZM37 112V113H39ZM48 112V111H46ZM108 112V111H107ZM205 112H210L212 114L213 112V117L211 118H204L201 120V122H199L200 124H198L197 122L195 123V119H197L202 113ZM252 112V111H250ZM21 113V112H20ZM25 113V112H24ZM52 113V112H51ZM80 113V112H79ZM86 113V112H85ZM128 113V112H127ZM135 113V112H133ZM221 113H219L221 115ZM264 113V112H262ZM1 114V113H0ZM9 114V113H7ZM100 114V113H98ZM104 114V113H103ZM112 114V113H111ZM120 114V113H118ZM45 115V113H44ZM78 115V114H77ZM83 115V114H82ZM86 115V114H85ZM203 115V114H202ZM228 115V114H227ZM10 116V115H9ZM55 116V115H54ZM73 116V115H72ZM76 116V115H75ZM99 119H100V115ZM204 116V115H203ZM202 116V117H203ZM222 116V115H221ZM2 117V116H0ZM53 117V116H52ZM62 117V116H61ZM77 117V116H76ZM118 119L121 120V122L123 121V118L121 119L119 116H117V112H116V120L118 123L119 121ZM13 118V117H12ZM19 118V117H18ZM21 118V117H20ZM73 118V117H72ZM85 118V117H84ZM126 120V122H128L127 118L124 117ZM201 118V117H200ZM222 118V117H221ZM1 119V118H0ZM9 119V118H7ZM61 119V118H60ZM64 119V118H63ZM83 119V118H82ZM93 119V118H92ZM91 119V120H92ZM98 119V120H99ZM151 119V122H148V120ZM223 119V118H222ZM70 120V118H69ZM72 120V119H71ZM70 120V121H71ZM76 120V119H75ZM75 120L74 123L76 122ZM111 120V121H110ZM221 120V119H219ZM7 121V120H6ZM46 121V120H45ZM44 121V123H45ZM50 121V125L48 123H46L47 127L52 126L51 120ZM123 121V122H124ZM150 121V120H149ZM3 122V121H2ZM9 122V121H8ZM26 122V121H25ZM53 122V120H52ZM55 122V121H54ZM58 122V121H57ZM56 122V123H57ZM116 122V123H117ZM143 122H146V126L145 127H141L140 124H144ZM148 122V123H147ZM194 122V125L192 126V123ZM219 122V121H218ZM11 123V121H10ZM32 123L33 122L32 120ZM62 123V122H61ZM64 123V120H63ZM73 123V122H71ZM2 124V123H1ZM5 124V123H4ZM9 124V123H7ZM37 124V123H36ZM123 124V123H121ZM41 125V124H40ZM44 125V124H42ZM57 125H60L57 123ZM227 125V126H229ZM14 126V125H13ZM21 126V125H20ZM27 126V125H26ZM37 126V125H36ZM45 126V125H44ZM45 126V127H46ZM62 126V125H61ZM64 126V125H63ZM119 126V125H118ZM117 126V127H118ZM123 126V125H120ZM144 126V125H142ZM226 126V124H225ZM224 126V127H225ZM226 126V127H227ZM22 127V126H21ZM25 127V125H24ZM23 127V128H24ZM41 127V126H40ZM69 127V126H67ZM131 127V128H130ZM192 127V129H190ZM230 127V128H231ZM29 128V127H28ZM64 128V127H63ZM26 129V128H25ZM39 128H37L35 131H38ZM114 129H116V127H114ZM18 130V129H17ZM48 130V128H47ZM58 130V129H57ZM64 135L65 138L67 137V135H69V132L64 129ZM75 130V132L77 133V131ZM40 131V130H39ZM42 131V129H41ZM71 131V130H69ZM1 132V131H0ZM19 132V131H18ZM33 132V131H32ZM63 131H61V134ZM112 132V131H111ZM261 132V131H260ZM31 133V132H29ZM35 133V132H34ZM33 133V134H34ZM54 133V132H53ZM71 133L74 134V132L71 131ZM70 133V134H71ZM86 133H88V135H86ZM43 134V133H42ZM231 134V133H230ZM261 134V133H260ZM25 135V134H24ZM22 135V136H24ZM79 135V134H78ZM180 135V136H179ZM206 135V134H205ZM253 135H255L256 137L258 136L259 138H253ZM9 136V135H8ZM33 136V135H32ZM207 136V135H206ZM204 136V137H206ZM210 136V135H209ZM234 136V135H233ZM7 137V136H6ZM61 137V135H60ZM81 137V135H80ZM85 137L82 141L84 142L85 139L87 138ZM98 137V136H97ZM106 137V138H107ZM165 137V138H164ZM212 137V136H211ZM32 138V137H31ZM41 138V137H40ZM48 138V137H47ZM55 138V136H54ZM100 138V137H99ZM111 138V137H109ZM197 138V137H196ZM207 138V137H206ZM240 138V140H241ZM8 139V138H7ZM11 139V138H10ZM42 139V138H41ZM98 139V138H97ZM141 139V138H140ZM209 139V138H208ZM227 139V138H225ZM224 139V140H225ZM50 140V138H49ZM228 140V139H227ZM40 141V140H39ZM61 141V140H60ZM139 141V140H138ZM163 141V142H164ZM168 141V140H167ZM166 141V142H167ZM202 141V139H201ZM206 141V140H205ZM229 141V140H228ZM29 142V141H28ZM137 142V141H136ZM134 142V146L135 143ZM141 142V140H140ZM204 142V141H203ZM207 142V141H206ZM204 142V143H206ZM230 142V141H229ZM17 143V141H16ZM51 143V142H50ZM69 143V142H68ZM95 143V142H94ZM139 143V142H137ZM165 143V142H164ZM169 143V142H168ZM168 143H166L165 145H167ZM61 145V143H60ZM70 145V144H69ZM88 145V143L86 144ZM99 145V143H98ZM107 147V144H105ZM137 145V144H136ZM164 145V144H163ZM202 145V144H201ZM211 145V143L209 144ZM214 145V144H213ZM94 147V145H91V147ZM97 146V144H96ZM101 146V145H100ZM168 146V147H169ZM193 146V144L191 145ZM208 146V145H207ZM7 147V146H6ZM59 147V146H58ZM85 149H87L86 146H84ZM102 147H104V145H102ZM104 147V148H106ZM136 147V146H135ZM139 147V145H138ZM188 147V146H187ZM194 147V146H193ZM210 147V146H209ZM5 148V147H4ZM89 148V147H88ZM97 148V147H96ZM130 148V147H129ZM137 148V147H136ZM167 148V147H166ZM14 149V148H13ZM20 149V148H19ZM106 149H110V148H106ZM160 149V148H159ZM191 149V148H190ZM25 150V149H24ZM64 150V149H63ZM98 150V149H97ZM114 150V149H113ZM116 150V149H115ZM119 150V149H118ZM116 150V151H118ZM158 150V149H157ZM156 150V153H157ZM164 150V148H163ZM167 150V149H166ZM189 150V149H188ZM4 151V150H2ZM18 151V150H17ZM87 151L89 152L90 149H87ZM86 151V152H87ZM99 151V150H98ZM108 151V150H107ZM183 151V150H182ZM211 151V152H210ZM6 152V151H5ZM10 152V151H9ZM14 152V151H13ZM92 152V151H91ZM111 152V150H110ZM159 152V151H158ZM164 152V151H163ZM167 152V151H166ZM180 152V151H179ZM184 152V151H183ZM199 152V151H198ZM8 153V152H7ZM60 153V152H59ZM133 153V152H132ZM137 153V152H136ZM154 153V152H153ZM155 153V154H156ZM173 152H170L169 154L172 157ZM14 154V153H13ZM20 154V153H19ZM22 154V153H21ZM68 154H72L68 153ZM92 154V153H91ZM154 154V155H155ZM162 154V151H161ZM177 155V153H175ZM187 154V153H186ZM1 155V154H0ZM8 155V154H7ZM11 155V154H10ZM25 155V154H24ZM63 155V154H61ZM60 155V156H61ZM100 155V152H99ZM114 155V153H113ZM116 155V154H115ZM158 155V154H157ZM156 155V156H157ZM164 155V153H163ZM9 156V155H8ZM20 156V155H19ZM26 156V155H25ZM58 158L61 159H53L54 163L56 160L58 161L57 163H55V165L58 167L59 165L62 166L63 163H68L67 159H69L70 161H73L71 163V167L75 168L76 166H81L83 171H87V167L84 166L83 162L78 160L77 158H72V155L69 157L66 156L62 159V156ZM76 156V153H75ZM74 153H73V157ZM95 156V155H93ZM110 156V154H109ZM165 156V155H164ZM161 156V162L163 164L164 160L163 157ZM178 156V155H177ZM176 157V156H175ZM175 157L173 159H175ZM46 158V157H45ZM7 159V156H6ZM21 159V158H20ZM48 159V157H47ZM52 159V158H51ZM153 159V160H151ZM167 160L171 161L173 159L170 160V158H166ZM181 159V160H182ZM55 160V161H54ZM43 161V160H42ZM110 161V160H108ZM33 162V161H32ZM35 162V161H34ZM39 162V161H38ZM49 162V159H48ZM92 162V161H91ZM105 162V161H102ZM166 162V161H165ZM164 162V164H165ZM174 162H176L174 160ZM40 163V162H39ZM59 163V164H58ZM74 164H77L75 167L72 166ZM85 163V162H84ZM168 163V162H167ZM166 163V164H167ZM18 164V163H17ZM49 164V163H48ZM87 164V163H85ZM95 163H91V165H93ZM169 164V163H168ZM54 165V167H56ZM65 165V164H64ZM68 164H66L65 166H67ZM69 165L68 167V171H69ZM96 165V164H95ZM176 165V166H174ZM263 165V167L261 168V166ZM3 166V165H2ZM26 166V165H25ZM30 166V165H29ZM46 166V165H45ZM49 166V165H48ZM63 166V167H65ZM89 166V165H88ZM99 166V165H98ZM10 167V166H9ZM14 167V166H13ZM56 167V168H57ZM67 167H65V169L67 170ZM76 167V168H78ZM80 167V170H81ZM96 167V166H95ZM101 167V166H100ZM38 168V166H37ZM75 168V169H76ZM104 167L100 168L102 171ZM2 169V168H1ZM15 169V168H14ZM64 169V170H65ZM98 169V167H97ZM21 170V169H20ZM24 170V169H23ZM40 170V168H39ZM71 170V169H70ZM79 170V169H77ZM149 170V171H148ZM154 170H156L157 172V167ZM5 171V170H4ZM11 171V170H10ZM22 171V170H21ZM42 171V170H41ZM68 171H66L68 173ZM73 171H75L73 169ZM8 172V171H7ZM20 172V171H19ZM44 172V171H43ZM46 172V171H45ZM44 172V173H45ZM51 171H49L48 173H50ZM80 172V171H79ZM78 172V175L80 176ZM88 172V171H87ZM26 173V172H25ZM34 173V172H33ZM38 173V172H37ZM47 173V172H46ZM65 173V172H64ZM76 173V172H75ZM81 173V172H80ZM100 173V172H99ZM150 173V172H149ZM148 173V174H149ZM2 174V173H1ZM51 174V173H50ZM49 174V175H50ZM83 174V173H82ZM81 174V175H82ZM85 174V173H84ZM93 174V173H92ZM10 175V174H9ZM18 175V174H17ZM33 175V174H32ZM37 175V174H36ZM100 175V174H99ZM30 176V175H29ZM56 176V175H54ZM87 176V174H86ZM137 176V177H138ZM146 176V175H145ZM153 176V177H152ZM13 177V175H12ZM27 177V176H26ZM24 177V178H26ZM57 177V176H56ZM61 177V175H60ZM90 177V176H89ZM104 177V176H102ZM5 178V177H4ZM3 178V180H4ZM18 178V177H17ZM20 178V177H19ZM38 178V177H37ZM140 177V181H141ZM63 179V178H62ZM2 180V182H3ZM7 180V179H5ZM12 180V179H10ZM41 180V179H40ZM78 180V179H75ZM137 181L139 183H141L140 181ZM9 181V180H8ZM24 181V180H23ZM29 181V180H28ZM59 181V179H58ZM25 182V181H24ZM95 182V181H94ZM145 182V181H144ZM142 182V183H144ZM147 182V181H146ZM17 183V182H16ZM23 183V182H22ZM96 183V182H95ZM139 183H137L139 185ZM149 183V182H148ZM62 184V182H61ZM60 184V185H61ZM94 184V183H93ZM133 184H135V182H133ZM132 184V186H133ZM26 185V184H25ZM144 185L146 186L147 184L144 183ZM10 186V185H9ZM14 186V185H13ZM43 186V185H42ZM128 186V187H129ZM20 187V185H19ZM70 187V186H69ZM127 187V188H128ZM134 187V186H133ZM136 187V186H135ZM39 188V187H38ZM37 188V189H38ZM78 188V187H77ZM83 188V187H82ZM126 188V189H127ZM138 189V187H136ZM40 189V188H39ZM42 189V188H41ZM70 189V188H69ZM125 189V192H126ZM77 190V189H76ZM129 190H131V188L129 187ZM133 190V189H132ZM46 191V190H45ZM79 192V191H78ZM124 192V191H123ZM130 192V191H129ZM133 192V191H132ZM131 192V193H132ZM253 192V193H251ZM255 192V196H253ZM128 193V192H126ZM125 193V196H126ZM251 193V194H249ZM86 194V192H85ZM245 194V195H244ZM252 195L251 197L249 195ZM88 195V194H87ZM247 195V200L248 198H250L248 201L244 202L246 204V209L243 205L245 204H241L240 200H242L241 196H246ZM78 196V195H77ZM83 196V195H82ZM91 196V198L93 197ZM118 196H120V194H118ZM249 196V197H248ZM86 197V196H85ZM14 198V197H13ZM17 198V197H16ZM21 198V197H20ZM81 198V196L79 197ZM245 198V197H244ZM12 200V198H11ZM97 200V202H98ZM106 200V201H105ZM246 199H244L245 201ZM7 201V202H6ZM70 201V200H69ZM80 201V200H79ZM78 202V201H77ZM96 202V203H97ZM240 204L243 206V209H245L246 211L249 212H245L246 215L242 214L244 212V210H240L239 213L241 212L240 216L244 217H249L250 215L253 216L252 220L247 219V218H243V220H235L236 216L237 219L241 218L240 216H238V210L240 205L238 206V204ZM5 205H4V204ZM13 203V201H12ZM63 204H65V206H63V204L59 203L58 205H62L65 210V213L61 214V216L58 215L57 210V217L55 216L54 218H48V224L51 222H54L56 220V218L59 220V218H67L68 216H70V212H72V210L75 209L74 204L73 203H66V202H62ZM81 203V202H78ZM92 203V202H91ZM95 204V203H94ZM237 204V206H236ZM4 205V206H3ZM19 205V204H18ZM49 205V204H47ZM82 205V204H80ZM90 205V204H89ZM98 205V204H97ZM8 206V205H7ZM6 206V207H7ZM25 206V205H24ZM61 206V207H62ZM77 206V205H76ZM79 206V205H78ZM94 206V205H93ZM46 207V206H45ZM60 207V206H59ZM97 207V206H96ZM239 207V208H238ZM23 208V207H22ZM25 208V207H24ZM39 208V207H38ZM49 208V207H48ZM88 208V207H87ZM242 208V207H241ZM41 209V208H39ZM51 209V206H50ZM55 209V206H54ZM47 210V209H46ZM61 210V209H60ZM59 210V211H60ZM89 210V209H88ZM233 210H235L236 214ZM2 211H4V215L5 217L2 216ZM52 211H53V207H52ZM58 211V212H59ZM75 211V210H74ZM233 211V212H232ZM12 212V213H11ZM28 212V213H29ZM40 212V210L38 211ZM42 212V211H41ZM40 212V213H41ZM63 212V210L61 211ZM235 214H232V213ZM28 220L29 221L31 218L29 217L30 213L28 214ZM45 213V212H44ZM55 213V210L54 212ZM230 213L232 214V216L230 215ZM257 213V212H256ZM259 213V211H258ZM32 214V213H31ZM38 214V213H37ZM222 217H220L221 215ZM225 216H224V215ZM228 214V215H226ZM250 214V215H249ZM255 214V213H254ZM34 215V214H33ZM32 215V216H33ZM74 215V214H73ZM79 215V214H78ZM84 215V214H83ZM229 215L231 217V220L229 218ZM236 215V216H235ZM258 215V214H257ZM256 215V216H257ZM261 215V214H259ZM258 215V216H259ZM31 216V217H32ZM59 216V217H58ZM72 216V215H71ZM91 216V215H90ZM228 216V219L226 220L227 222H225L223 219H225L224 217ZM235 216V218H234ZM250 216V217H251ZM255 216V217H256ZM11 217V216H10ZM22 217V216H21ZM34 217V216H33ZM41 217V216H40ZM220 217V218H219ZM35 218V217H34ZM47 218V217H45ZM79 218V217H78ZM81 218V217H80ZM84 218V217H82ZM89 218V216H88ZM227 218V217H226ZM234 220H233V219ZM261 219V217H256L255 219ZM27 219V218H26ZM218 219H222V222H220V224L218 225ZM246 219V220H244ZM264 219V217H263ZM34 220V219H32ZM41 220V219H40ZM54 220V221H53ZM63 220V219H61ZM80 220V219H78ZM78 220H76L78 222ZM83 220V219H82ZM93 220V221H91ZM36 221V220H35ZM45 221V219H44ZM57 221V220H56ZM72 222V220H70ZM81 221V220H80ZM221 221V220H220ZM62 222V221H61ZM66 222V221H65ZM83 222V221H82ZM216 223L217 225L214 226V223ZM24 223V222H23ZM29 224V222H26ZM60 224V221L58 222ZM74 223H76L74 221ZM94 223V222H93ZM92 223V228L94 227ZM257 223V224H258ZM22 223H20L21 226ZM33 224V223H32ZM36 224V223H35ZM45 224V222H44ZM53 224V223H52ZM52 224H51V228H52ZM57 224L56 222H54V225ZM65 224V223H64ZM81 224V222H80ZM79 224V225H80ZM98 224H96L98 226ZM251 225H254V229L256 232H252L251 231V235L249 236L248 234L243 235L244 232H246L247 229L253 228ZM24 225V224H23ZM27 225V224H26ZM26 225H24L25 227H27ZM78 225V226H79ZM262 225V226H261ZM31 226V224H30ZM28 226V228L30 227ZM35 226V225H34ZM57 226V225H55ZM82 226V225H80ZM84 226V223H83ZM213 226L218 227L219 229L216 232H212V233H208V234H213L214 237H212V235L207 236L204 238V235L207 234L206 231L209 230V228ZM250 226V228H249ZM258 226V225H257ZM44 227V226H42ZM77 227V226H76ZM17 228V230L15 231V229ZM19 228V229H18ZM48 228V227H47ZM74 228V227H73ZM82 228V227H81ZM86 228V225H85ZM95 228V227H94ZM207 228V229H206ZM49 229V228H48ZM70 229V228H69ZM77 229V228H76ZM79 229V228H78ZM91 229V228H90ZM90 229L88 228V230L90 231ZM97 229V228H95ZM206 230V231H203ZM57 230V228H56ZM59 230V229H58ZM87 230V229H86ZM216 230V228H215ZM24 231V232H23ZM62 231V230H60ZM72 231V230H71ZM74 231V229H73ZM83 233L85 230H81ZM95 231V230H94ZM205 232L203 233V240L204 242L202 243V241L200 242L201 245L203 244V246L200 248H197V246L193 247L194 243H191L192 247L191 248H184L183 245L186 244V242H188V240L190 238H192L194 236L195 233L197 232ZM212 231V230H211ZM250 232V230H248ZM210 232V231H208ZM32 233V232H31ZM50 233V232H49ZM68 233V232H67ZM77 234V231L75 232ZM88 233V231H87ZM75 234V235H76ZM84 234V233H83ZM81 234V235H83ZM198 234V233H197ZM196 234V236H197ZM201 233H199L200 235ZM198 235V236H199ZM26 236V237H25ZM47 236V238H49ZM54 236V235H53ZM65 236V237H64ZM73 236V235H72ZM77 236V235H76ZM202 236V235H201ZM243 236V237H242ZM245 236V237H244ZM246 236H249L246 240ZM7 237H9V242L7 245H4V239H7ZM23 237H25V239H22ZM79 237V235H78ZM195 237V236H194ZM193 237V238H194ZM212 238V239H208V238ZM46 238V237H45ZM54 238V237H53ZM79 238H83L82 236ZM78 238V239H79ZM241 238H245L244 242L239 241V240H243ZM44 239V238H43ZM77 239V240H78ZM82 240V239H81ZM80 240V241H81ZM192 240V239H191ZM194 240V239H193ZM200 240V239H199ZM197 240V241H199ZM71 241L73 242V244L75 243V241H73V237L71 238ZM70 241V242H71ZM69 244H72V242ZM194 242V241H193ZM237 242L239 243V245H237ZM240 242H242V244H246L245 246H240ZM246 242V243H245ZM7 243V242H6ZM77 243V241H76ZM82 243V242H81ZM197 243V242H196ZM190 246V245H189ZM198 246L199 243H198ZM239 246V247H238ZM75 247V246H74ZM182 247V250L186 249L185 251L180 250V248ZM188 247V246H186ZM65 250V252H64ZM233 250V251H232ZM230 251H232L233 253H231ZM68 256L65 257V263H63V259L60 261L61 258V254L63 255L64 253ZM67 252V253H66ZM230 254V255H229ZM97 255H95L97 257ZM95 257V258H96ZM94 258V259H95ZM91 261V262H90Z\"/></svg>", "mask_w": 264, "mask_h": 264}]
</instances>
